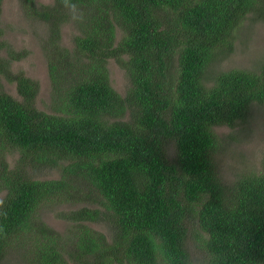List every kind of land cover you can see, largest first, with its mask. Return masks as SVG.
Listing matches in <instances>:
<instances>
[{
  "label": "trees",
  "instance_id": "1",
  "mask_svg": "<svg viewBox=\"0 0 264 264\" xmlns=\"http://www.w3.org/2000/svg\"><path fill=\"white\" fill-rule=\"evenodd\" d=\"M22 2L49 27L52 98L49 110L37 106L39 81L14 71L23 53L0 28V263L25 249L32 264H264V156L232 183L215 162V127L264 103V58L256 70L215 65L249 14L264 18V0ZM78 12L69 48L62 25ZM112 58L130 79L124 95ZM10 151L19 152L15 167ZM42 167L61 175L39 179L32 170ZM80 183L99 206L63 213L61 234L39 207L84 200ZM193 225L200 258L189 246Z\"/></svg>",
  "mask_w": 264,
  "mask_h": 264
},
{
  "label": "rangeland",
  "instance_id": "2",
  "mask_svg": "<svg viewBox=\"0 0 264 264\" xmlns=\"http://www.w3.org/2000/svg\"><path fill=\"white\" fill-rule=\"evenodd\" d=\"M55 0H36L35 6L43 8L45 5H52ZM70 19L62 25L61 42L64 46L74 47V35L79 33L75 18L78 13H73ZM0 28L3 31V39L23 56L14 60L12 68L14 71L22 70L26 75L37 79L40 84V92L37 97V106L49 110L52 98V82L48 64V48L46 40L49 37L48 24L36 13L27 10L22 0H3L0 7ZM264 58V18L258 15L249 14L236 31V43L232 52L222 60L215 63L216 67L230 69L235 67L258 69L259 63ZM113 86L125 94L130 86L129 76L123 66L115 59L108 63ZM6 90L13 96L20 98L15 83L3 81ZM219 139V145L215 153V162L220 177L226 183H232L238 175L248 170L261 168L264 156V103H255L250 114L238 121L234 126L227 124L215 127ZM175 152L171 145L170 153ZM7 161L11 167H15L19 158L18 151L7 152ZM35 177L39 179L59 178L60 167H42L32 170ZM80 193L85 194L84 200L63 202L56 199L39 207L38 214L50 227L64 234L68 231L69 223L61 217L63 213L71 209H78L88 205L98 207L99 203L92 202L88 198L94 187L87 184H79ZM87 188L84 190V188ZM4 192H0L3 194ZM96 228L106 232L110 237V230L107 223H92ZM194 231L189 238V246L193 254L202 257L201 245L197 240L200 230L193 225ZM27 251V250H26ZM25 249L8 251L0 264H32L29 261Z\"/></svg>",
  "mask_w": 264,
  "mask_h": 264
}]
</instances>
